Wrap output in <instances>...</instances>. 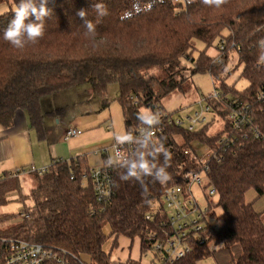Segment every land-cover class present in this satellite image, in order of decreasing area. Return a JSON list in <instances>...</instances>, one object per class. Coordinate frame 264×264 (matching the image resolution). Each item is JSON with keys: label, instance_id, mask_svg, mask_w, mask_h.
Masks as SVG:
<instances>
[{"label": "trees", "instance_id": "obj_1", "mask_svg": "<svg viewBox=\"0 0 264 264\" xmlns=\"http://www.w3.org/2000/svg\"><path fill=\"white\" fill-rule=\"evenodd\" d=\"M13 9L0 16V36L14 19L18 0H6ZM136 0H49L50 15L44 19V35L33 44L25 38L23 50L13 48L0 39V126L13 127L16 116L24 111L40 139L46 129L41 108L43 98L73 88L90 85L92 94L108 106V89L118 85L124 128L132 136L134 151L128 162L146 157L151 145L141 147L135 135L147 126L137 120V113L150 110L164 121L163 132L156 145L163 143L170 154L169 182L161 185L145 177L143 186L134 181H123L120 175L126 168L113 164L112 196L98 202L90 183L87 157L58 159L47 167V172L35 175L36 185L27 204L15 214L0 213V225L17 224L0 231V264H7L8 244L1 240H23L43 244L47 248L63 250L56 260L44 264H116L113 252L119 248L121 237L134 241L139 238L141 254L149 249L151 233L162 235V195L167 188L184 186L193 173H201L206 184L202 188L207 200L208 191L215 189L217 204L209 203V212L221 209L216 218L218 227L207 223L201 237L203 244L192 240L193 249L177 264H198L215 251L210 244L227 252L238 249L232 264H264V218L246 202L247 192L254 190L264 198V139L256 138L254 130L264 136V0H191L190 6L167 1L133 19L122 20ZM95 3L103 4L106 15L98 16ZM87 12L82 19L79 11ZM86 20L93 21L95 37L86 34ZM27 22V21H26ZM228 33V34H225ZM225 37L227 53L220 63L207 50L193 57L195 42L206 49ZM236 54L238 66H243L241 77L249 86L238 92L235 85L221 82L219 99L205 97L213 116L200 129L189 131L169 125L168 114L162 106L164 98L182 91L179 79L185 61L192 64L193 73L209 74L219 79L231 54ZM244 109V110H243ZM250 116V123L240 130L233 127L232 112ZM49 113L58 115L63 110ZM216 121L222 129L216 133ZM210 153L207 168L195 153V145ZM107 166V154L103 153ZM150 158V157H148ZM156 164L163 163L157 156ZM38 170V169H37ZM19 172H22L18 170ZM8 172L0 178V207L7 205L6 195L16 190L8 180L20 179L22 173ZM13 182V181H11ZM209 201V200H208ZM148 214L154 219L147 221ZM109 229V234L105 229ZM112 241L107 250L106 245ZM126 264H139L129 259Z\"/></svg>", "mask_w": 264, "mask_h": 264}, {"label": "rangeland", "instance_id": "obj_2", "mask_svg": "<svg viewBox=\"0 0 264 264\" xmlns=\"http://www.w3.org/2000/svg\"><path fill=\"white\" fill-rule=\"evenodd\" d=\"M228 34V33H225ZM219 41L215 43L214 46L206 49L205 45L201 42L196 41L194 45L193 57L198 58L201 52L207 50V54L211 57H216L219 53ZM185 70H183L181 77L179 79H184L182 82V91L175 92L171 97L164 98L162 100V106L169 115H173L174 118H184L188 117L194 110L198 109L196 104L201 101L202 98L209 97L214 91H219L218 87L221 82H225L228 86L235 85V90L241 92L249 86V82L242 78L243 66H238V59L236 54H231L227 62L226 69L220 74L219 79H213L209 74L203 73H193L192 64L189 61H185ZM118 85L112 84L108 89V106H104L102 99L92 94L90 85H83L72 90L65 91L60 95L69 96H59L52 95L42 99L41 108L44 110V117L48 124L58 122L60 119V124L64 120H68L67 125H77V129L85 133H92L87 135L86 142L94 145L97 155L103 156L102 150L109 144H118L115 138L119 135L125 134L126 130L124 128V121L122 110L120 104L117 100L118 98ZM63 108V113L57 116H47L51 109ZM149 111L150 110H144ZM209 121L212 115H209ZM70 119L72 121H70ZM111 126L110 131L107 127ZM203 125H200L196 130L200 129ZM213 133H216L222 129V122L216 121L214 125ZM105 141L104 143H101ZM108 145V146H109ZM197 145V144H196ZM195 145V146H196ZM94 152V155H96ZM203 155V153H201ZM210 158V153L205 151L204 159L208 160ZM31 174H24L20 176V179H10L8 180L9 188L18 185L16 190H11L6 195L7 205L0 207V213L15 214L20 211L24 205H32V201L29 200L30 193L36 185V177ZM204 178V177H202ZM205 180V178H204ZM13 181V182H11ZM206 184V181H205ZM205 186V185H204ZM203 186V187H204ZM198 185H194L191 189L192 195L196 202L198 203L200 209L205 211L209 207V203L216 205L217 197L210 196L207 200L202 188ZM256 191L251 190L246 194V202L248 204L254 203V209L262 213L264 218V198H258ZM24 203V205H23ZM213 211L216 217H212L210 214L206 216L207 222L211 226H219L216 218H218L222 211L220 208L215 207ZM17 222H8L0 225V231H5L13 226ZM105 232L109 234V229L106 228ZM112 241L106 245L108 250L111 246ZM210 249L215 251V253L200 261L198 264H232V257L235 259L238 256V249L230 252L222 249L221 247H216L210 244ZM131 252V258L138 260L141 252V242L139 238H135L134 241L121 237L119 239V248L113 252V260L118 261L117 258L123 259V255H127V252ZM147 261L149 259L143 258L142 261ZM119 262V261H118Z\"/></svg>", "mask_w": 264, "mask_h": 264}, {"label": "built area", "instance_id": "obj_3", "mask_svg": "<svg viewBox=\"0 0 264 264\" xmlns=\"http://www.w3.org/2000/svg\"><path fill=\"white\" fill-rule=\"evenodd\" d=\"M167 1L173 4H180L181 9H186L191 4V0H136L131 8L127 10L123 16L122 20H130L134 17L153 10L158 5H163ZM219 53L214 57L213 63H220L227 53V41L223 37L219 40ZM210 99H219L220 91H214L213 94L209 96ZM259 98L264 99V90L259 92ZM198 109L194 110L193 113L188 115V117L174 118L170 117L166 120L169 125H175L177 127H183L189 131H194L200 125H205L209 122V115L213 116L212 108L208 104L206 98H202L196 104ZM244 110V109H243ZM168 118V114L164 115ZM159 123L155 125V129L152 131L151 139H156L157 136L163 132L164 121L160 117ZM233 127L240 130L243 126L250 123V116H242L237 110L232 112ZM81 132L75 128H69L65 133V141H69L72 138L79 137ZM256 138L264 139V136L258 131L254 130ZM148 135L147 127L141 129L135 137L138 140H142ZM194 151L201 160V162L207 168V160L204 159L205 150L202 146H194ZM134 151L133 142L126 144H115L112 149V157L115 159V154L119 152L120 157L126 161H129ZM106 153V151H105ZM203 153V155H201ZM112 165L107 164V166L102 168H93L90 172V183L93 187L95 196L98 202H106L112 196ZM48 168L44 167L38 170H32L38 174H43L47 172ZM24 174L23 172L16 171V175ZM15 175V176H16ZM201 173H193L189 176L186 181V191L184 186H174L167 188L161 198L163 205V232L159 236L156 233H151L148 237L149 249L145 254H141L139 262L134 261L139 264H177L182 261L187 255H189L193 249L192 240L203 244L205 239L201 237L202 233L205 232L207 228L206 216L210 214L208 208L202 211L192 195V187L198 185L203 187L205 185V180L202 178ZM209 196L216 194L215 189H210L208 191ZM155 217L152 214L146 216V220H153ZM217 227V226H214ZM3 243L8 244L10 255L7 259V264H44L47 260H56L58 254H66L63 250L47 248L43 244L33 243L23 240H1ZM149 259L147 261H142V259ZM59 264H63L61 260H58ZM120 261L116 264H126Z\"/></svg>", "mask_w": 264, "mask_h": 264}, {"label": "crops", "instance_id": "obj_4", "mask_svg": "<svg viewBox=\"0 0 264 264\" xmlns=\"http://www.w3.org/2000/svg\"><path fill=\"white\" fill-rule=\"evenodd\" d=\"M11 9L13 7L8 1L0 0V16ZM63 93L55 95L69 96L60 95ZM57 110H63V108L51 109L47 116H53L49 113L58 112ZM42 111L45 114L44 110ZM56 114L59 115V113ZM59 120L57 123L53 121V123L48 124L46 117H44L46 129L44 139L39 138L36 130L31 126L28 114L24 111L17 114L12 128L5 130L0 126V178L8 172L20 170L24 174H28L34 169L49 167L53 161L58 159L70 160L84 156L87 157L90 168H102L105 162L104 157L97 155L96 152L98 151L94 148L95 146L86 142V136L92 133L83 134L81 132L79 137L65 141L66 131L71 127H78L72 124L67 125L68 120H63L60 124ZM70 121L72 120L70 119ZM111 129V126L107 127L108 131ZM104 142L102 141L101 143ZM108 145L101 151V153L106 151L107 161L109 156H112L111 149L115 144ZM94 152L96 155H94ZM140 257L141 252L139 259L135 260L131 258V252L128 251L127 255H123V259L118 257L117 260L121 263H125L129 259L139 262Z\"/></svg>", "mask_w": 264, "mask_h": 264}, {"label": "clouds", "instance_id": "obj_5", "mask_svg": "<svg viewBox=\"0 0 264 264\" xmlns=\"http://www.w3.org/2000/svg\"><path fill=\"white\" fill-rule=\"evenodd\" d=\"M208 0H205L207 3ZM216 6H219L220 0H214ZM49 0H18L14 19L10 22L9 26L3 31L0 39L8 42L13 48L23 50L25 48V38L33 44L39 42V39L44 35V19L50 15L48 8ZM94 10L98 16L106 15V9L103 4L95 3ZM87 12L81 10L78 12L79 17L84 19ZM27 21V22H26ZM86 34L95 37V25L93 21L86 20L84 26ZM142 124L147 126L148 135L141 140V147L147 148L151 145L147 157L144 152H140L138 159L128 162L120 157L119 152L115 154V159L112 156L108 158V164H119L126 168V173L120 175L123 181L134 180L143 186L144 178L150 177L154 182L165 185L171 179L167 170L170 154L165 148L163 143L156 145L151 140L152 131L155 125L159 123L158 117L149 111H140L136 116ZM132 136L128 133L119 135L115 138L118 144H126L132 142ZM163 157V163L159 166L156 164L157 156ZM150 157V158H148Z\"/></svg>", "mask_w": 264, "mask_h": 264}]
</instances>
